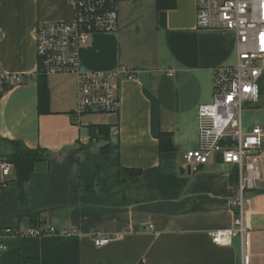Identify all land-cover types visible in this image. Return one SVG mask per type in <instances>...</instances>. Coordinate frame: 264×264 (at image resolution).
<instances>
[{
  "label": "crops",
  "instance_id": "0c3cea01",
  "mask_svg": "<svg viewBox=\"0 0 264 264\" xmlns=\"http://www.w3.org/2000/svg\"><path fill=\"white\" fill-rule=\"evenodd\" d=\"M161 2L171 6L120 2L117 29L79 47L80 71L123 66L135 76L121 83L117 113L76 114L73 73L45 76L48 112H38L35 51L38 23L71 19L73 5L0 0V75L22 77L0 85V156L10 141L48 154L24 184L12 170L0 185V230L35 218L71 233L8 237L0 264H240L242 251L245 264H264V193L245 192L243 243H215L208 232L235 217L234 166L211 161L193 171L183 159L199 145L197 109L213 99L214 69L234 63L235 36L197 28L195 0ZM90 126H103L107 139ZM160 133L171 135L172 150H160ZM97 235L112 238L98 247Z\"/></svg>",
  "mask_w": 264,
  "mask_h": 264
},
{
  "label": "built area",
  "instance_id": "2783aa9c",
  "mask_svg": "<svg viewBox=\"0 0 264 264\" xmlns=\"http://www.w3.org/2000/svg\"><path fill=\"white\" fill-rule=\"evenodd\" d=\"M69 1L74 8L71 19L40 22L36 27L37 72L44 76L76 75V114L117 113L121 83L132 80L135 72L123 66L107 71H80L78 49L94 32L115 31L117 5L130 0ZM195 7L197 28L234 34L235 60L233 64L214 69L213 99L197 109L199 145L187 150L183 159L193 171L211 161L234 166L238 182L236 195L230 201L235 213L232 226L209 231L208 235L219 244H229L236 236L243 243L245 192L264 187V0H195ZM173 74L174 70L169 69L168 75ZM6 79L14 84L21 82L22 77L0 75V83ZM260 103L262 107H258ZM258 109L262 111L261 120L245 127L243 111ZM12 169V163L0 160L2 187L7 185L6 178ZM53 234L71 233L30 220L19 222L0 230V248H6L3 240L8 237L36 238ZM111 238L97 235L93 243L100 247ZM240 264H245L243 251Z\"/></svg>",
  "mask_w": 264,
  "mask_h": 264
},
{
  "label": "trees",
  "instance_id": "16d2710c",
  "mask_svg": "<svg viewBox=\"0 0 264 264\" xmlns=\"http://www.w3.org/2000/svg\"><path fill=\"white\" fill-rule=\"evenodd\" d=\"M158 7L160 6H171L163 5L161 0H156ZM37 103L38 112L47 113L48 112V101H49V91L46 83V77L41 74H37ZM1 87L7 89L8 85L4 81L0 84ZM263 90V89H262ZM264 92V90H263ZM98 128L104 134V139H107V130H103V126H90L89 131L93 136L95 129ZM12 146V151L6 156H0V160H6L13 164V172L15 175V181L17 184H24L30 177L34 164L37 161L45 160L48 156L47 152L39 148H30L19 141H10ZM159 146L161 151H168L173 149L171 135L169 133H160L159 135ZM107 145H104V149ZM7 183V181H6ZM256 192L264 193V188L255 189ZM32 222L38 224L37 219L31 218ZM19 264H39L38 260L32 257H21L19 259ZM141 264V263H138Z\"/></svg>",
  "mask_w": 264,
  "mask_h": 264
},
{
  "label": "rangeland",
  "instance_id": "374dc122",
  "mask_svg": "<svg viewBox=\"0 0 264 264\" xmlns=\"http://www.w3.org/2000/svg\"><path fill=\"white\" fill-rule=\"evenodd\" d=\"M263 103H260L258 107H262ZM243 123L245 127L251 126L252 123L260 121L262 118V111L258 110H244L242 114Z\"/></svg>",
  "mask_w": 264,
  "mask_h": 264
}]
</instances>
